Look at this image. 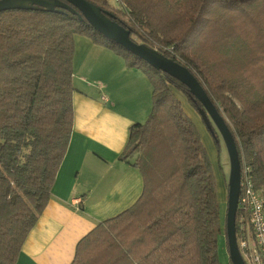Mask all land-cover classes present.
<instances>
[{"label": "trees", "instance_id": "16d2710c", "mask_svg": "<svg viewBox=\"0 0 264 264\" xmlns=\"http://www.w3.org/2000/svg\"><path fill=\"white\" fill-rule=\"evenodd\" d=\"M88 1L131 38L187 66L225 119L241 173L264 201V0H114L123 9ZM76 34L140 69L152 86V107L144 122L130 125L119 154L126 162L135 157L139 197L83 236L70 264H221L225 217L222 223L211 163L176 92L195 110L200 102L183 83L58 7L0 12V264L16 263L69 144Z\"/></svg>", "mask_w": 264, "mask_h": 264}, {"label": "crops", "instance_id": "0c3cea01", "mask_svg": "<svg viewBox=\"0 0 264 264\" xmlns=\"http://www.w3.org/2000/svg\"><path fill=\"white\" fill-rule=\"evenodd\" d=\"M73 43V129L51 197L15 264H70L78 241L132 205L142 190L141 173L131 164L135 157L126 162L119 154L130 125L151 111L152 86L109 48L79 34Z\"/></svg>", "mask_w": 264, "mask_h": 264}, {"label": "water", "instance_id": "95a60500", "mask_svg": "<svg viewBox=\"0 0 264 264\" xmlns=\"http://www.w3.org/2000/svg\"><path fill=\"white\" fill-rule=\"evenodd\" d=\"M55 7L66 9L79 18H84L97 32L127 49L132 54L148 63L153 68L174 77L189 89V93L200 102L199 113L204 122L218 130L226 147L229 158V177L227 181V199L225 212V235L228 257L232 264H245L236 239V213L240 194V160L234 137L226 125L225 119L209 99L205 90L187 68L156 49L135 41L130 31L119 24L112 14L88 0H0V12L10 9H44L55 10Z\"/></svg>", "mask_w": 264, "mask_h": 264}, {"label": "built area", "instance_id": "2783aa9c", "mask_svg": "<svg viewBox=\"0 0 264 264\" xmlns=\"http://www.w3.org/2000/svg\"><path fill=\"white\" fill-rule=\"evenodd\" d=\"M236 241L245 264H264V201L243 170L240 176Z\"/></svg>", "mask_w": 264, "mask_h": 264}, {"label": "rangeland", "instance_id": "374dc122", "mask_svg": "<svg viewBox=\"0 0 264 264\" xmlns=\"http://www.w3.org/2000/svg\"><path fill=\"white\" fill-rule=\"evenodd\" d=\"M109 4L113 7L118 9H123L121 5H118L114 0H107ZM123 18L127 20V17L124 15ZM132 38L140 42V40L136 36H132ZM182 106L184 112L189 115L190 119L193 121L194 125L196 126L202 142L205 146L207 156L211 163V168L214 175L216 191H217V200L219 203V210L221 215V221L224 223V217L226 212V199H227V181L229 175V158L226 147L224 145L221 136L215 128V131L218 134V137H215L213 129L208 127V125L202 119L199 110H195L192 108L188 103L182 102ZM190 108L192 111H190ZM218 140V142H217ZM218 257L219 262L221 264H229V257H228V249L226 246V236L224 233H221L218 238Z\"/></svg>", "mask_w": 264, "mask_h": 264}]
</instances>
